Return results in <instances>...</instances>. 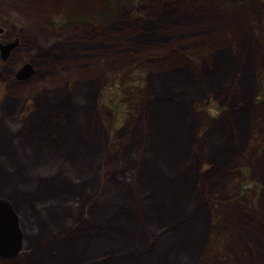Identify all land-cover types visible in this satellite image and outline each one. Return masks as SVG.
Instances as JSON below:
<instances>
[{
	"label": "trees",
	"instance_id": "1",
	"mask_svg": "<svg viewBox=\"0 0 264 264\" xmlns=\"http://www.w3.org/2000/svg\"><path fill=\"white\" fill-rule=\"evenodd\" d=\"M12 1L19 2L27 26L22 29V45L30 41H25L27 36L33 39V48L45 53L46 70L34 78L36 82L62 93L72 86L73 106L62 123L69 128L67 139L61 140L55 134L58 130L47 136L39 129L24 143L15 137L14 152L0 157L3 173L24 188L52 176L67 177L74 185L43 198L40 211L28 217L33 219L31 231H61L64 227L58 228L73 217L79 195L85 193L90 197L86 207L100 205L108 207L110 213L121 198L134 199L133 206L139 202L145 207L139 213L151 220L154 238L168 240L179 225L164 228L167 214L172 219L175 213L178 219L191 209L206 207V203L219 212V206L238 198L253 179H259L257 175L264 177V48L257 51L256 46L264 42L259 40L248 0H112L109 22L102 19L109 0H51L46 5H41L43 0ZM109 50L114 65L112 86L98 85L95 62L101 59L100 66L106 69ZM15 82L18 93L0 102V124L6 140L9 132L16 131L19 103L29 95ZM148 82L151 92L147 93L144 87ZM100 91V103L110 121L121 116L141 117L134 126L140 134L125 152L118 150L120 155L115 156L116 150H112V163L105 162L108 153H103L100 144L88 137L85 140L86 133L91 134L86 127L91 103L97 101ZM201 96L211 97L216 113L202 100L191 112L193 100ZM168 105H180L184 113ZM163 115L169 117L166 128ZM79 116L80 125L76 120ZM192 129L199 135L196 144L189 135ZM208 152H217L220 162L207 172V187L202 189L196 161ZM104 183L107 187L102 194ZM255 191L257 196L247 203L259 212L264 208V185ZM159 194L166 197L156 203ZM244 220L237 218L234 226ZM196 223L200 226V221ZM256 235L248 234L249 239ZM217 239L213 244L220 241ZM148 242L153 243L151 239ZM50 248L37 253L32 264H61L62 248L58 247L59 253ZM120 257L109 263L124 264ZM71 259L67 263L72 264ZM4 262L0 258V264Z\"/></svg>",
	"mask_w": 264,
	"mask_h": 264
},
{
	"label": "rangeland",
	"instance_id": "2",
	"mask_svg": "<svg viewBox=\"0 0 264 264\" xmlns=\"http://www.w3.org/2000/svg\"><path fill=\"white\" fill-rule=\"evenodd\" d=\"M9 1L12 2L10 6H8ZM27 1L30 2L31 0ZM49 1L51 2V0H43L40 3L41 5H46L45 3ZM246 5L251 10L259 40L264 42V0H248ZM106 6L105 17L102 19L105 20L104 22H109L112 19V0L107 1ZM19 8V2L17 1L0 0V24L7 31L6 36L0 35V40L12 41L16 36L20 37V45L11 52L8 61L0 56V72H2V76H0V102L6 99V96L9 97L14 93H18L13 87L15 86V81L19 82V87H24L26 92H29V95L21 100L20 109L17 116H15L16 128L14 130L16 131L14 133L9 132L7 140L3 135L2 124H0V157L2 154L9 155L14 152L11 149L12 145H14L15 137L20 142H24L33 137L39 129L48 125H52V130H58L56 126L63 125L61 120L66 121L68 119V112L73 106L72 86H68L66 88L67 91L64 90L63 93L56 90L54 95H50V90L40 87V83H37L34 79L37 76H42L46 70V61L43 60L45 53L42 50L38 54L34 53L33 39H29L27 36H25V41L26 39L30 41L22 45L24 43V37H22L24 31L22 32V29L25 28L26 30L27 26H25L24 16L19 11ZM256 46L257 51L264 48V45ZM19 47L21 48L18 49ZM105 57L107 60L105 63L106 69L100 66L101 59L97 60L98 64L95 62V66L102 77L103 85L112 86L111 73L114 65L110 50L106 52ZM26 62H31L35 66L36 72L34 75L26 80L18 79L14 76L13 79L16 80L11 82L9 80L11 66L18 65L14 69L17 68L19 70ZM144 90L147 93L151 92L149 82L145 84ZM99 95H101V91L96 97L97 101L92 100L91 103L90 118L86 126L88 128L87 132L91 130V134L86 133L85 138L88 137V140L100 144L103 153L105 151L108 153L104 157L106 159L105 162L112 163V159L115 158L112 156V150H116L114 154L119 153L118 150L125 152L130 142L136 140L135 138L140 134L138 133L140 130L136 131L134 126L141 117H137L135 120L132 118L124 119L121 116L118 118L119 120L110 121L107 112H105L103 105L100 103ZM198 100L205 101L212 113H216V110L213 109L215 106L212 103L213 100L211 97L208 98V96H201L193 100L190 107L192 113L194 110L196 111V107L199 105L198 102L200 101ZM149 104L151 107L154 105L153 101H150ZM169 107L176 111H180L178 109L180 108L184 113V109L180 105L178 108L176 105ZM148 109L150 108L148 107ZM163 119L164 128H166V122H168L169 117L164 116ZM58 132L56 131L55 134ZM189 135L191 136V141L196 144L195 140H198L199 135L193 129ZM2 146H6L4 147L6 150ZM217 155V152H208L207 155L196 161L195 169L199 174L197 181L202 189L207 187V172L216 166L218 161L220 162ZM3 165L0 158V189H2L3 193L0 197H5L12 201L20 216L21 226L25 234L24 246L19 256L13 259H4L6 260L4 264H32L37 253L46 247L49 246L52 248H50L51 251L59 253L58 247L65 243L73 244L76 249L71 259L72 264H110L109 262L116 256H121L120 260L124 264H129L130 262L131 264H264V212H262L264 208L259 211L260 213L255 212V208L253 209L247 203L250 197L254 199L257 196V193H255L256 187L264 185L263 175H257L259 179H253L254 183L251 182L250 186L238 198L228 204L219 206V212L215 211L213 207H209L208 203H206V207L191 209L186 214L178 216V219H176L177 214L175 213L172 219H170L171 214H167L164 219L166 223L164 224L165 226L163 225L164 228L168 229L172 224L179 225V227L171 234L168 240L158 241L154 238V233L151 232L152 229L149 227L151 220L149 222L146 216L139 213L145 210L141 203L136 202L137 207H135L133 206L134 199L124 197V199L121 198L119 200L118 204L115 203V210L113 208V212L110 213L108 207L103 208L100 205L93 208L92 206L86 207L85 205L89 202L90 197H85V193L79 195L80 203L78 209L73 213L74 215L67 228L51 233L31 231L33 219L28 217L30 216L31 218L32 214H35V211H38L39 207L43 206V198L54 191L70 190L74 188V185L70 180H67V177L59 179L52 176L37 185L24 188L21 183L12 180V178H7L6 171L4 173L2 171ZM228 168L232 167L228 166ZM12 174L14 173L10 172V175ZM110 174L112 175V172ZM256 174H258V171ZM6 178L7 180H5ZM105 185L106 183L102 185L100 191L102 194L106 191L107 186ZM115 186L117 187L116 184ZM114 195L118 196V194ZM165 197L159 194L155 197L154 202L160 203ZM259 202H261V199H259ZM252 203L254 205V202H251V205ZM243 217L246 220L235 227L237 218ZM175 219L176 221L174 222ZM158 221L161 220L158 219ZM198 221H200V226L196 223ZM22 223L25 224L26 230ZM243 226L247 232L243 230ZM250 232L257 235L249 239L248 234ZM27 235L28 240L25 241ZM216 237L220 241H216L213 244ZM150 239L153 243L148 242ZM37 245L39 247L35 249ZM147 254L150 255L145 256ZM143 256L145 257L143 258Z\"/></svg>",
	"mask_w": 264,
	"mask_h": 264
},
{
	"label": "water",
	"instance_id": "3",
	"mask_svg": "<svg viewBox=\"0 0 264 264\" xmlns=\"http://www.w3.org/2000/svg\"><path fill=\"white\" fill-rule=\"evenodd\" d=\"M19 44V37L12 41L0 40L1 57L7 59ZM34 73L35 66L31 62H26L17 71L16 77L26 80ZM0 76H2V72H0ZM24 238L25 234L21 226L20 216L14 204L10 199L0 197V257L13 259L19 256L24 246Z\"/></svg>",
	"mask_w": 264,
	"mask_h": 264
},
{
	"label": "bare ground",
	"instance_id": "4",
	"mask_svg": "<svg viewBox=\"0 0 264 264\" xmlns=\"http://www.w3.org/2000/svg\"><path fill=\"white\" fill-rule=\"evenodd\" d=\"M235 30L237 31V29L235 28ZM29 42V41H28ZM21 48V47H20ZM41 51V49H36V47H35V49L33 48V52L34 53H37L38 54V52H40ZM0 56H1V53H0ZM10 57V56H9ZM9 57H7V59H5V60H9ZM111 59H112V57H111ZM117 62H119L118 60H116ZM11 62V61H10ZM12 63V62H11ZM117 66H119L120 65V62L119 63H117L116 64ZM82 66H85V63H83L82 64ZM89 66V65H88ZM17 71H18V69L16 68V69H11V72H10V74H9V78H14V76L16 77V73H17ZM36 72V71H35ZM96 80H97V82H98V85H101V84H103V81H101L102 80V77H101V75H98L97 77H96ZM47 82L48 83H50V85L51 86H53V82L52 81H50V80H47ZM43 88H46V87H43ZM47 89H49V88H47ZM50 90V95H54L56 92H54V91H51V89H49ZM85 90H83V92H84ZM20 102V101H19ZM24 102V101H23ZM17 103V102H16ZM21 103V102H20ZM19 103V104H20ZM19 109H20V107H19ZM76 120L78 121L77 123H78V125H80L82 122L80 121V120H82V117L81 116H79V117H77L76 118ZM63 121L64 120H61V122L63 123ZM65 126V127H64ZM57 128H58V134H57V136L58 137H61V140H63V139H67L68 137H69V128L65 125V124H63V125H58V126H56ZM64 127V128H63ZM42 129V131H45L46 132V134L47 133H53V132H50V130H52V125L51 126H47V127H42L41 128ZM71 132H73V129L71 130ZM49 135H51V134H47V136H49ZM10 139V138H9ZM86 141H87V138L85 139ZM11 141V140H10ZM22 143H24V142H22ZM82 143H84L83 141L81 142V146H82ZM22 145H20V147H21ZM115 156L117 155H120V153H115L114 154ZM13 159H15V158H13ZM82 162H84L83 160H82ZM49 194H52V193H48V195ZM57 200H59V198H57V197H55ZM71 218L69 217L68 219H67V221L65 222V224H63V226H60L58 229L60 230L61 229V227H64V228H67L68 227V225H70V220ZM243 228V230L245 231V232H247V230H246V228L243 226L242 227ZM74 245L73 244H69V243H65V244H61V248H62V251H63V253H62V255H63V260L60 262L61 264H70V263H67L68 261H69V259H71V256H73L74 255V253L76 252V249H75V247H73ZM48 250H51V249H48ZM50 252V251H49ZM48 253V252H47ZM50 254V253H49ZM48 254V255H49ZM39 264H47V263H45L44 261H40V263ZM206 264V263H205Z\"/></svg>",
	"mask_w": 264,
	"mask_h": 264
},
{
	"label": "flooded vegetation",
	"instance_id": "5",
	"mask_svg": "<svg viewBox=\"0 0 264 264\" xmlns=\"http://www.w3.org/2000/svg\"><path fill=\"white\" fill-rule=\"evenodd\" d=\"M31 1H34V2H36V0H31ZM0 35H4V36H6V34H7V31L5 30V27H2L1 26V24H0ZM16 37H18V36H16ZM20 38V37H19ZM3 41H6V40H3ZM20 45V44H19ZM18 47V46H17Z\"/></svg>",
	"mask_w": 264,
	"mask_h": 264
}]
</instances>
